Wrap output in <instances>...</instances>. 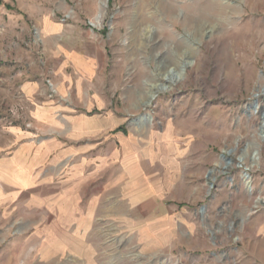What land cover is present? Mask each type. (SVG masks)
<instances>
[{"label": "rangeland", "instance_id": "374dc122", "mask_svg": "<svg viewBox=\"0 0 264 264\" xmlns=\"http://www.w3.org/2000/svg\"><path fill=\"white\" fill-rule=\"evenodd\" d=\"M59 1L51 6L54 19L94 30V60L104 63L95 82L113 94L137 146L116 139L113 172L88 177L103 180L92 190L107 186L118 196L113 217L60 222L43 213L40 193L0 225V264H264V114L252 109L264 106V96L254 97L264 91V0H109L100 24V0ZM0 24L1 145L11 128L31 129L20 84L31 78L27 62L40 66L42 39L36 23ZM23 24L28 37L20 34ZM191 61L180 81L145 107ZM48 88L54 97L50 81ZM255 149L261 159L250 168ZM128 153L137 159L123 161ZM135 190L149 197L127 213L119 195Z\"/></svg>", "mask_w": 264, "mask_h": 264}, {"label": "crops", "instance_id": "0c3cea01", "mask_svg": "<svg viewBox=\"0 0 264 264\" xmlns=\"http://www.w3.org/2000/svg\"><path fill=\"white\" fill-rule=\"evenodd\" d=\"M59 2L0 0L1 23H36L42 39L40 66L27 62L31 78L20 84L29 106L31 129L11 128L9 142L0 145V225H7L19 204H29V199L33 202L41 194L43 213L58 214L60 222L66 223L68 215H74L75 225H93L97 214L110 219L118 196L107 186L92 190L103 180L89 181L88 177L95 173L108 177L113 172L116 139L122 145L137 146L132 135L124 131L123 118L116 114L113 94L104 93L95 82V71L104 63L97 65L94 60L92 48L98 50L91 39L94 30L54 19L51 6ZM20 34L28 37L29 26L23 24ZM2 37L0 30V41ZM0 69H4L3 64ZM48 81L56 90L54 97L49 95ZM132 158L137 159L134 153L121 157L123 161ZM140 176L135 179L138 185L144 181ZM126 187L129 191L130 182ZM144 192L119 195L127 213L132 202L149 197V191ZM259 234L264 245V225H260Z\"/></svg>", "mask_w": 264, "mask_h": 264}, {"label": "bare ground", "instance_id": "6f19581e", "mask_svg": "<svg viewBox=\"0 0 264 264\" xmlns=\"http://www.w3.org/2000/svg\"><path fill=\"white\" fill-rule=\"evenodd\" d=\"M101 2V10L100 12L98 13L96 19H95V22L97 24H100L101 21H102V17L104 15V9H105V5H106V0H100ZM190 66H193V62H188V63H184L179 69L177 70H174V73L176 74V79L172 81H170V85H161L160 87H157L154 92L149 96V99L148 101L146 102L145 104V107H148L151 105V103L156 99L157 97V94L159 92H169L171 90V87L175 84V83H178V81H180V78L183 77L185 71L187 70L188 67ZM260 96H264V91L261 90L259 93L255 94L254 97L257 98V97H260ZM253 111L254 113H258V111H262L263 114H264V106L263 107H260L259 104H255L253 106ZM144 119V118H143ZM149 119V120H148ZM146 118L145 120H148V122H152L151 118ZM259 135L261 137V140L264 141V118L262 119V124L260 126V131H259ZM250 159L252 161L251 165H250V168H253L255 167V165H258L260 159H261V156H260V153H259V150L258 149H255L251 156H250ZM244 160H241V164L244 163L243 162ZM244 177V176H243ZM244 182L247 186H249L251 184V177H244ZM248 188V187H247ZM262 203V202H261Z\"/></svg>", "mask_w": 264, "mask_h": 264}, {"label": "water", "instance_id": "95a60500", "mask_svg": "<svg viewBox=\"0 0 264 264\" xmlns=\"http://www.w3.org/2000/svg\"><path fill=\"white\" fill-rule=\"evenodd\" d=\"M108 1L109 0H106V5H105L106 7H107ZM263 118H264V116H262V119ZM211 173H212L211 171L208 173V176H207L208 178H210ZM244 177H246V178L250 177L249 174L247 173V171L244 172ZM249 187H250V185H249Z\"/></svg>", "mask_w": 264, "mask_h": 264}]
</instances>
